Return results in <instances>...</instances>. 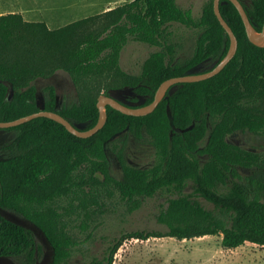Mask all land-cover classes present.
I'll list each match as a JSON object with an SVG mask.
<instances>
[{
    "label": "trees",
    "instance_id": "1",
    "mask_svg": "<svg viewBox=\"0 0 264 264\" xmlns=\"http://www.w3.org/2000/svg\"><path fill=\"white\" fill-rule=\"evenodd\" d=\"M239 1L260 30L264 0H249L248 5ZM219 10L237 38L234 56L212 77L172 86L152 112L127 115L107 105L104 125L86 138L44 116L2 129L17 134L0 146V209L23 215L39 229L51 249L50 264H64L74 245L65 215L74 211L84 221L96 218L116 198L131 212L145 198L164 197L156 220L166 230L123 232L90 264H111L127 238L220 235L225 248L246 241L264 245V151L242 148L226 138L237 130L264 133V47L248 40L231 1L220 0ZM174 24L197 31L192 53L182 59L180 44L173 39ZM128 40L157 47L135 75L119 65ZM228 45L213 0L203 3L198 17L177 0H130L55 29L26 21L20 13L0 14V121L35 112L39 105L54 110L55 87L47 84L38 91L35 80L64 71L78 90L79 102L58 112L74 126L88 129L97 121L101 89L108 94L129 87L147 104L163 80L208 70ZM205 60L212 65L197 69ZM10 87L13 93L6 100ZM114 98L124 104L135 100ZM124 130L146 134L153 148L150 165L126 161L114 140ZM108 148L120 165V177L111 172ZM188 185L192 193H185ZM192 194L213 207H204ZM35 253L40 254V246L32 232L0 216V255L33 264Z\"/></svg>",
    "mask_w": 264,
    "mask_h": 264
},
{
    "label": "rangeland",
    "instance_id": "2",
    "mask_svg": "<svg viewBox=\"0 0 264 264\" xmlns=\"http://www.w3.org/2000/svg\"><path fill=\"white\" fill-rule=\"evenodd\" d=\"M73 1L75 0H60V3L64 7L63 5L67 2ZM128 1L130 0H120L112 5L123 4ZM205 1L207 0H177V3L182 8L191 9L192 15L198 17ZM244 2L249 4V0H244ZM7 4L9 6L14 4V9L19 7L13 0ZM57 15L61 17V25L85 16L65 10H61ZM173 30V39L180 44L178 58L188 57L192 53L197 31L177 24H174ZM156 49L155 46L128 40L121 50L120 68L128 74H138L149 53ZM211 65V60H205L197 69H207ZM47 84L57 86L56 94L60 108L63 105L79 102L78 90L66 72L56 71L47 78L35 80L38 91ZM101 93H103V89L99 91V94ZM113 94L125 101L130 97L137 101L142 99L134 94L129 87L119 88ZM39 99L41 101L44 99L40 92ZM16 134V130L0 129V146L6 142L9 143ZM226 138L229 142L242 148L264 151V133L237 130L228 134ZM114 140L117 145L121 146L128 163L138 167H145L152 163L153 148L145 133H142V136H135L131 131L124 130L118 133ZM107 155L112 174L115 177H120L121 169L115 153L108 148ZM192 192L193 189L188 185L185 188V193ZM192 195L204 207H213L212 203L203 197L197 194ZM111 202L105 213L86 221L83 220L82 216H77L74 211L69 216L65 215L68 232L74 241V245L64 264H90L93 258H102L111 241L123 232L138 229L166 230V226L156 220L159 209L165 206V198L159 195L145 198L141 205L131 212H127L124 204L117 198ZM15 217L18 216L15 215ZM29 227L32 228L31 225ZM220 240V235H207L182 240L168 236L149 237L147 239L127 238L113 254L111 264H264V245L246 241L235 248H225L221 245ZM38 241L39 244L44 245L42 250L45 255L41 257V264H50L52 262L50 247L39 237ZM4 264H13V262L6 261Z\"/></svg>",
    "mask_w": 264,
    "mask_h": 264
},
{
    "label": "water",
    "instance_id": "3",
    "mask_svg": "<svg viewBox=\"0 0 264 264\" xmlns=\"http://www.w3.org/2000/svg\"><path fill=\"white\" fill-rule=\"evenodd\" d=\"M229 1L233 3L238 13L240 14L248 40L254 45L264 47V21L261 29L258 30L250 22L249 17L242 3L239 0H229ZM219 2L220 0H213V12L229 38V45L225 55L208 70L206 71L191 70L183 75L173 76L163 80L156 88L153 95V99L151 100V102L147 104H142L140 101L137 100H132L127 104L121 103L113 96V93L116 92V89L109 90L108 94L101 93L97 96V100H96V107L98 110L97 121L92 127L88 129H82L80 127L74 126L66 118H64L61 114H59L58 111L60 110V106L57 95H56V104L54 110H45L43 108V105H39V110L35 112H32L24 116H20L13 120L0 121V129L17 126L33 118L44 116L62 124L66 128V130H68L71 134L80 138H86L96 133L104 125L107 119V113H106L107 105L127 115L141 116L152 112L159 104V102L166 96L167 91L172 86L178 83L195 82L212 77L213 75L220 72L234 56L237 49V38L233 33L231 27L228 25V23L221 15L219 10ZM12 93L13 90L10 87L9 92L6 95L5 99L10 100Z\"/></svg>",
    "mask_w": 264,
    "mask_h": 264
},
{
    "label": "crops",
    "instance_id": "4",
    "mask_svg": "<svg viewBox=\"0 0 264 264\" xmlns=\"http://www.w3.org/2000/svg\"><path fill=\"white\" fill-rule=\"evenodd\" d=\"M9 1L12 2V0H0V14L20 13L24 20L44 22L49 29L65 25L60 24L61 17L57 15L61 10L83 14L81 16L85 15L84 17H88L120 5H112L113 3H118L120 0H75L71 3L67 2L63 5L64 7L61 6L60 0H13L15 4L19 5L17 9H14V4L10 6L7 4Z\"/></svg>",
    "mask_w": 264,
    "mask_h": 264
},
{
    "label": "flooded vegetation",
    "instance_id": "5",
    "mask_svg": "<svg viewBox=\"0 0 264 264\" xmlns=\"http://www.w3.org/2000/svg\"><path fill=\"white\" fill-rule=\"evenodd\" d=\"M54 87H55V91H56L57 86L55 85ZM15 215L18 216V217H15ZM0 216L2 218L6 219V220H9V221L13 222V223L22 225L25 228H28L32 232V235L34 237L35 242L40 246V254L38 255V254L35 253V257L36 258H35V261H34L33 264H41L42 263L40 261L41 260V257H44L45 253H43V250H42V248L44 247V245L42 243L39 244L38 237L41 238L42 241L46 245L49 246V244L47 243L46 239L43 237V235L41 234V232L39 231V229L31 221H29L23 215L15 212V211L0 209ZM30 225L32 226V228L29 227ZM51 260H52V258H51ZM6 261H12L13 264H22V263H19V262H16V261L12 260L11 258H7V257H4V256L0 255V264H4V262H6Z\"/></svg>",
    "mask_w": 264,
    "mask_h": 264
}]
</instances>
